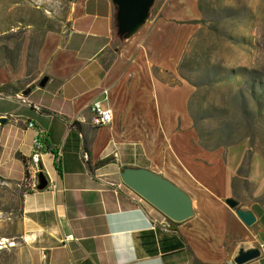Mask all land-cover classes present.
Wrapping results in <instances>:
<instances>
[{"label": "crops", "instance_id": "obj_1", "mask_svg": "<svg viewBox=\"0 0 264 264\" xmlns=\"http://www.w3.org/2000/svg\"><path fill=\"white\" fill-rule=\"evenodd\" d=\"M68 1V26L50 33L38 55L40 78L17 108L23 127L14 130L13 156L0 171L22 187L34 134L27 124L46 132L40 168L56 191L22 187L12 236L15 264H234L240 252L259 249L264 203L244 205L233 194L242 155L227 151L221 167L217 153L196 148L186 109L190 90L175 81L178 58L164 60L153 42L186 15L179 2L156 0L137 33L119 38L111 0ZM95 101L111 110L109 126L91 125ZM0 114H7L3 106ZM185 133L188 142L176 145ZM57 150L58 165L51 156ZM126 168L148 171L179 189L191 203V217L171 223L137 199L121 182ZM255 169L246 180L258 199L264 186L259 159ZM228 198L253 214L252 226L225 205ZM68 235L74 240L64 243ZM247 264H264V255Z\"/></svg>", "mask_w": 264, "mask_h": 264}, {"label": "rangeland", "instance_id": "obj_2", "mask_svg": "<svg viewBox=\"0 0 264 264\" xmlns=\"http://www.w3.org/2000/svg\"><path fill=\"white\" fill-rule=\"evenodd\" d=\"M177 1L186 15L153 42L164 60L178 58L175 81L190 90L186 109L194 144L217 153L221 167L227 151L242 155L233 194L244 205L263 204L264 186L254 199L255 185L246 179L255 176L258 159L257 174L264 178V0ZM69 9L68 0H0V107L7 112L0 114L6 119L0 171L13 156L14 130L23 127L16 118L22 93L40 78L38 55L50 33L66 29ZM188 140L185 133L176 145ZM23 191L0 173V264H15L12 236Z\"/></svg>", "mask_w": 264, "mask_h": 264}, {"label": "water", "instance_id": "obj_3", "mask_svg": "<svg viewBox=\"0 0 264 264\" xmlns=\"http://www.w3.org/2000/svg\"><path fill=\"white\" fill-rule=\"evenodd\" d=\"M156 0H111L117 8V31L122 38H130L146 23L149 11ZM47 80L43 79L39 87H44ZM27 90L22 93L26 97ZM6 123L5 118H0V125ZM121 182L142 201L156 209L162 216L172 223H181L188 220L191 215V203L187 196L169 182L145 170L124 169L121 173ZM47 181L43 174L38 176L37 191L45 190ZM225 205L235 211L239 220L250 227L255 223V218L250 212L239 210V203L228 198ZM260 258L259 249L240 252L234 264H247Z\"/></svg>", "mask_w": 264, "mask_h": 264}, {"label": "built area", "instance_id": "obj_4", "mask_svg": "<svg viewBox=\"0 0 264 264\" xmlns=\"http://www.w3.org/2000/svg\"><path fill=\"white\" fill-rule=\"evenodd\" d=\"M105 100H106V92H104ZM91 113V125L94 128H103L107 127L112 122V112L109 108L103 105L102 101H95L92 103L90 107ZM27 128L33 130V138L30 144V155L25 162L24 168V177L21 186L25 189H29L31 191H37L36 188L38 186V176L43 174V171L40 168L41 159L43 155L48 152L45 146V138L46 132L37 128L34 123L29 122L27 124ZM52 158L56 161L57 165L59 164L60 158L62 156L61 150H57L56 152L51 154ZM81 159L83 162H88V156L86 153H81ZM45 189H50V191H56V183L54 181H47V186ZM137 199L142 201L138 196ZM151 228H154V225H151ZM73 236L68 235L64 239V243L73 241ZM260 256L264 255V245L259 247Z\"/></svg>", "mask_w": 264, "mask_h": 264}, {"label": "trees", "instance_id": "obj_5", "mask_svg": "<svg viewBox=\"0 0 264 264\" xmlns=\"http://www.w3.org/2000/svg\"><path fill=\"white\" fill-rule=\"evenodd\" d=\"M116 35H117V37L122 38V36L118 33V31H116Z\"/></svg>", "mask_w": 264, "mask_h": 264}]
</instances>
